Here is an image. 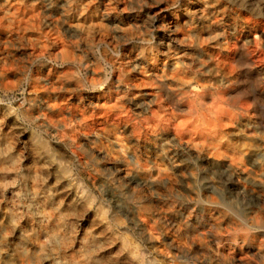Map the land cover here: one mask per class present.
Segmentation results:
<instances>
[{"label": "rangeland", "instance_id": "374dc122", "mask_svg": "<svg viewBox=\"0 0 264 264\" xmlns=\"http://www.w3.org/2000/svg\"><path fill=\"white\" fill-rule=\"evenodd\" d=\"M240 3L0 0V264H264V4Z\"/></svg>", "mask_w": 264, "mask_h": 264}, {"label": "clouds", "instance_id": "9594fccd", "mask_svg": "<svg viewBox=\"0 0 264 264\" xmlns=\"http://www.w3.org/2000/svg\"><path fill=\"white\" fill-rule=\"evenodd\" d=\"M90 2H95V0H90ZM230 3H235V0H229ZM138 3H140L141 5H146L147 4V0H138ZM248 3V0H241L240 3V7H246ZM261 4H264V0H257V3L255 5V8L258 9L260 7ZM253 11H255V9H253ZM261 15H264V13H261ZM107 83V80H102L99 82H96L97 87L99 88H103L105 86V84ZM119 83H123V80H121ZM119 83L116 85L117 89L119 88ZM121 99H124V97H121Z\"/></svg>", "mask_w": 264, "mask_h": 264}, {"label": "bare ground", "instance_id": "6f19581e", "mask_svg": "<svg viewBox=\"0 0 264 264\" xmlns=\"http://www.w3.org/2000/svg\"><path fill=\"white\" fill-rule=\"evenodd\" d=\"M59 101V100H58ZM97 101V100H96ZM92 105V104H91ZM107 107V106H106ZM109 110V109H108ZM192 117V116H191ZM194 118V117H193ZM198 119V118H197ZM213 119H215V118H213ZM218 120V119H217ZM214 121V120H213ZM217 123V122H216ZM106 125H107V123H106ZM118 126V125H117ZM186 126V125H185ZM217 127V126H216ZM93 131V130H92ZM78 133V132H77ZM96 133V132H95ZM99 133V132H98ZM98 135V134H97ZM89 137H91V136H89ZM96 140V139H95ZM109 142V141H108ZM111 144H112V142H111ZM220 155H218V157H219ZM257 178V177H256ZM148 184V183H147Z\"/></svg>", "mask_w": 264, "mask_h": 264}]
</instances>
